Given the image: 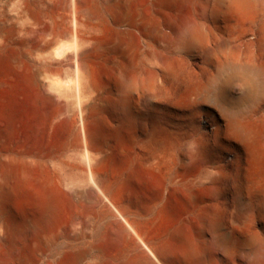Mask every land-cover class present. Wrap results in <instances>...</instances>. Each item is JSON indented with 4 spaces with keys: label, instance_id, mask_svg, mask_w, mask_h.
<instances>
[{
    "label": "bare ground",
    "instance_id": "6f19581e",
    "mask_svg": "<svg viewBox=\"0 0 264 264\" xmlns=\"http://www.w3.org/2000/svg\"><path fill=\"white\" fill-rule=\"evenodd\" d=\"M220 1L243 14L259 7ZM194 5L8 0L0 10V264H161L165 237L152 231L168 221L169 197L181 193L195 209L210 208L203 151H182L178 111L166 100L172 64L164 44L180 38L187 55L205 35ZM236 65H220L206 102L258 158L243 112L222 95L221 76ZM256 71L264 77V67ZM144 174L158 181L156 193L137 186ZM198 210L199 234L215 236L219 221ZM181 227L169 237L180 242L183 262L215 264L203 258L205 241L197 243L204 235L194 240ZM256 236L246 240L257 254L243 253L245 264H264V238Z\"/></svg>",
    "mask_w": 264,
    "mask_h": 264
},
{
    "label": "rangeland",
    "instance_id": "374dc122",
    "mask_svg": "<svg viewBox=\"0 0 264 264\" xmlns=\"http://www.w3.org/2000/svg\"><path fill=\"white\" fill-rule=\"evenodd\" d=\"M7 3L8 0H0V10ZM257 3L258 8L243 14L228 8L220 0H195L190 14L199 30L205 34L201 40L203 42L187 55L181 53L185 49L179 42L180 38L177 43L164 44V52L169 56L167 63L171 62L173 67L167 64L170 66L168 71L173 69L172 74L177 75L171 77L172 74L166 69L165 86L168 106L178 111L179 134L184 142L182 151H188L192 146L201 148L203 154L200 156H204L202 159L206 162L201 173L207 172L212 178V195L206 202L208 204L205 203L210 208L205 211L200 207L195 209L184 194L176 193L169 197L167 207L169 209L170 206V217L168 221L165 219L167 222L161 221L163 226L158 223L152 231L157 236L162 234L161 237H165L158 245L164 256L159 258L164 264H185L180 255V242L169 237L170 230L179 225L184 227L187 234L183 233L189 238L197 237L194 240H200V235L205 236H201L197 243L205 241L209 248L202 244L207 248L203 258L211 257L215 264H223L219 257L233 264H245L242 258L248 256V252L252 253V257L257 252L255 249L249 251L246 242L256 235L264 238V79H260L264 77L256 71L264 67V7H260L264 6V0H257ZM228 62L237 64V70L239 67L240 70L231 72L229 68L230 73L228 71L221 76L224 83L222 95L228 108L243 112L242 122L253 131L254 145L260 158L252 157L247 146L229 132L228 123L206 102L211 91L210 78L217 75L221 64ZM246 66L250 69L249 74L242 70ZM137 186L149 194L156 193L160 187L157 180L145 174ZM198 209L204 214L206 212L209 220L219 221L220 233H214L223 236L221 244L217 238L215 240L214 233L215 236L209 235L208 231L199 234L196 226L197 216L200 215ZM236 216L239 221H236ZM150 232L148 236L154 237ZM244 249L246 252H243ZM246 253L248 255L243 256Z\"/></svg>",
    "mask_w": 264,
    "mask_h": 264
},
{
    "label": "water",
    "instance_id": "95a60500",
    "mask_svg": "<svg viewBox=\"0 0 264 264\" xmlns=\"http://www.w3.org/2000/svg\"><path fill=\"white\" fill-rule=\"evenodd\" d=\"M216 257H217V255H216ZM219 258H220V261H221L223 264H233V263H230L228 260H226V259H224V258H222V257H219ZM159 262H160L161 264H164L163 260H159Z\"/></svg>",
    "mask_w": 264,
    "mask_h": 264
}]
</instances>
